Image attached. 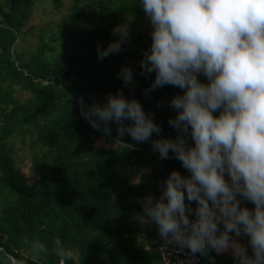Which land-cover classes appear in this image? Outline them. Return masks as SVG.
Here are the masks:
<instances>
[{
    "label": "trees",
    "instance_id": "1",
    "mask_svg": "<svg viewBox=\"0 0 264 264\" xmlns=\"http://www.w3.org/2000/svg\"><path fill=\"white\" fill-rule=\"evenodd\" d=\"M54 4L63 14L54 28L40 29L28 50L22 43L34 0H9L0 7V264H59L51 252L34 256L25 243L33 239L49 249H68L66 264H162L156 225L137 219L140 200L158 196L171 169L186 170L171 154L161 159L150 141L125 135L121 142L134 147L116 144L115 125L110 123L107 135L92 128L78 101L102 103L125 89L126 98L135 97L154 114L160 136H174L167 101L181 90L165 85L145 94L153 74H142L139 61L150 35L137 0ZM121 22L129 25L122 50L98 59L97 46L113 40L111 29ZM124 64L133 73L128 85L117 76ZM19 133L30 135L48 159L32 181L16 168L12 142Z\"/></svg>",
    "mask_w": 264,
    "mask_h": 264
},
{
    "label": "clouds",
    "instance_id": "2",
    "mask_svg": "<svg viewBox=\"0 0 264 264\" xmlns=\"http://www.w3.org/2000/svg\"><path fill=\"white\" fill-rule=\"evenodd\" d=\"M137 3L151 25L150 45L139 61L142 74H153L145 94L165 85L181 90L167 101L175 135L160 136L154 114L119 89L102 103L81 98V115L105 135L114 124L116 144L134 147L121 142L125 135L150 141L161 159L171 154L186 170L171 169L159 195L140 200L137 219L154 223L165 247L202 256L231 250L235 264H264V0ZM111 31L115 38L97 46L98 59L122 50L129 25L121 22ZM117 76L124 85L133 82L127 64ZM239 237H246L251 254ZM25 243L36 257L51 252L59 264L71 257L60 244ZM209 261L214 264L211 256Z\"/></svg>",
    "mask_w": 264,
    "mask_h": 264
},
{
    "label": "rangeland",
    "instance_id": "3",
    "mask_svg": "<svg viewBox=\"0 0 264 264\" xmlns=\"http://www.w3.org/2000/svg\"><path fill=\"white\" fill-rule=\"evenodd\" d=\"M9 3V0H0V7H5ZM35 7L31 21L27 24L28 32L23 39V47L28 50L35 46V42L38 41L39 31L42 28L50 29L54 28L57 21L63 14L61 11L55 9L54 0H34ZM143 27L146 33H150L151 25L146 18L143 19ZM48 36V33H47ZM46 36V38H47ZM125 89L121 92L123 93ZM13 154L15 156L16 168H18L23 174L24 178L28 181H32L40 173H42L48 164V159L43 155L39 148H35L34 143L30 139V135L21 137V134H17L16 139L12 142ZM247 241L246 237H244ZM251 254V252H249ZM203 257V263H205L206 256ZM215 258V257H214ZM217 259V258H215ZM218 264H230L227 259L216 260ZM206 264H209L207 262Z\"/></svg>",
    "mask_w": 264,
    "mask_h": 264
},
{
    "label": "built area",
    "instance_id": "4",
    "mask_svg": "<svg viewBox=\"0 0 264 264\" xmlns=\"http://www.w3.org/2000/svg\"><path fill=\"white\" fill-rule=\"evenodd\" d=\"M156 241L158 242V251L162 264H165V259H167L170 264H202V255L198 253L196 255H191L186 248L181 251L178 250L175 245H168L165 247L160 236L156 238ZM231 264H235L234 257L231 259Z\"/></svg>",
    "mask_w": 264,
    "mask_h": 264
},
{
    "label": "crops",
    "instance_id": "5",
    "mask_svg": "<svg viewBox=\"0 0 264 264\" xmlns=\"http://www.w3.org/2000/svg\"><path fill=\"white\" fill-rule=\"evenodd\" d=\"M238 239H240L241 243H243L245 245V247L247 248L248 252H251V248H250V246H248L247 241L245 240V238L244 237H239ZM214 255L217 256L216 257L217 259L214 258ZM209 256H211L213 258L214 264H218V263H216V260L222 259V258L223 259H227L230 262V264H231V259L233 258L231 250H229L228 252L221 253L219 255H217L215 252L209 250V255L206 256L204 264H206L207 262H209V264H210ZM203 261H202V263H203Z\"/></svg>",
    "mask_w": 264,
    "mask_h": 264
}]
</instances>
